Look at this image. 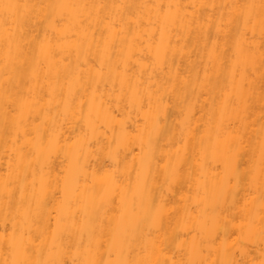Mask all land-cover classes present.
I'll return each instance as SVG.
<instances>
[{"label": "bare ground", "instance_id": "6f19581e", "mask_svg": "<svg viewBox=\"0 0 264 264\" xmlns=\"http://www.w3.org/2000/svg\"><path fill=\"white\" fill-rule=\"evenodd\" d=\"M0 264H264V0H0Z\"/></svg>", "mask_w": 264, "mask_h": 264}]
</instances>
